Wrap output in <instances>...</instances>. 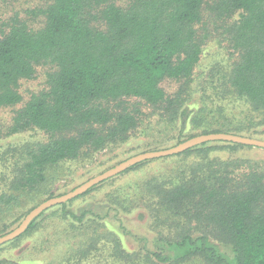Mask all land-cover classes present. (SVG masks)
Returning a JSON list of instances; mask_svg holds the SVG:
<instances>
[{"label":"trees","instance_id":"16d2710c","mask_svg":"<svg viewBox=\"0 0 264 264\" xmlns=\"http://www.w3.org/2000/svg\"><path fill=\"white\" fill-rule=\"evenodd\" d=\"M204 2L48 0L27 11L42 16L37 28L16 13L1 23L0 108L21 102L19 82L34 78L37 66L51 70L46 87L15 109L6 125V136L38 130L45 137L13 147L11 160H0L15 172L11 178L3 172L0 178V220L23 197L52 196V181L72 175L69 166L63 169L66 163L91 158L137 131L148 136L144 145L149 150L199 133L264 137V129L257 130L264 126V0H214L211 5L214 19L227 23L237 54L229 69L220 71L234 98L248 107L242 118L224 103L208 104L202 97L198 105L187 94L208 38ZM165 78L179 83L176 93L168 95L160 86ZM131 98L138 101L131 105ZM141 105L152 110L147 114ZM221 142L255 147L208 141L158 158L196 150L206 157L210 144ZM215 163L204 160L190 166L189 174L179 170L177 176H152L133 191L108 193L103 214L69 206L117 175L110 177L42 211L21 235L0 244V250L38 231L42 216L52 209L66 224L62 230L70 248L53 251L46 264H264V166L253 163L235 173ZM134 208H140L138 217L148 229L156 231L150 239L128 231L122 222L121 215ZM110 224L113 230L104 228ZM122 234L138 241V248L126 247ZM0 264L27 263L3 256Z\"/></svg>","mask_w":264,"mask_h":264},{"label":"rangeland","instance_id":"374dc122","mask_svg":"<svg viewBox=\"0 0 264 264\" xmlns=\"http://www.w3.org/2000/svg\"><path fill=\"white\" fill-rule=\"evenodd\" d=\"M47 1L48 0H0V29L2 26L1 23L6 21L14 13L24 18L30 27H39L41 25L42 16L40 14L37 16L33 15L31 12L27 14V11L29 12L30 10L36 9L37 7L44 5ZM213 1L214 0H205L203 5V26L206 28L208 38L202 49L200 60L194 75V81L187 94H189L190 102L193 101L198 105H200L202 97L208 104H211V102L214 101L224 103L225 106L227 105L228 110L237 113V117L242 118L248 112V107L247 105L242 104L237 98H234V93L232 90L228 89L226 78L222 75L223 72L220 71L222 69L228 70L230 63L236 59L237 54L231 47L229 36L225 29L227 23L221 20H215L213 17L211 12ZM36 70L37 72L34 78L22 79L19 82V92L22 96L21 102L12 107L0 108V160H3L2 157L7 159L10 154H12L13 147L26 141L41 140L45 137V135L38 130H28L9 136H6L5 134L6 125L8 124L13 111L22 106L32 93L38 92L46 87V73L51 70V67L49 65H39L36 67ZM160 86L164 89L166 94L172 95L177 92L179 83L175 80L165 78L160 83ZM135 101H138V99H129L131 105H134ZM141 108L147 114L150 113L149 110H152L150 106L146 107L145 105H141ZM191 108L193 109V107ZM251 114L255 118L258 117L256 112H251ZM257 128V130H261L264 129V126H257ZM147 138L148 136L146 134L137 131L132 133L126 142L106 147L105 149L94 153L91 158H86L83 161H71L66 163L65 166L63 165L62 167L67 171L66 167L69 166L72 175H62L52 181V196H38V199L23 197L21 199V205L15 206L6 216H4L3 219L0 220V227L3 224L8 225V228L5 231L0 232V236L8 233L16 227L33 207L47 198L58 196L70 191L77 185L130 156L146 151H152L147 149L144 145V140ZM262 138L264 139V137ZM176 144L155 150L165 149ZM210 145L212 150H210L206 157H203V155L199 154L200 151L196 150L187 155L169 156L149 160L126 173L117 175L112 181L102 183L100 187L94 189L88 194L73 199L69 206L76 211L92 209L94 212L103 214L105 207L109 205L108 193L111 194L120 188L133 191L135 184L144 183L151 179L152 176L159 179L163 178V176H177V173L178 175L180 173L178 172L179 170L189 174L190 166L195 163H201L204 160H209L212 163L220 161L223 166H227L229 170H234L235 173L247 171L249 164L253 163L258 164L259 166H264V148L238 147L222 142ZM7 160L11 159L9 158ZM3 172H5L10 178L15 174L14 171L13 174L10 167H3L0 162V178L2 177ZM30 207L32 208L28 212L21 215ZM139 211L140 208H134L130 213L121 215V220L124 225H126L128 231L138 235H145L150 239L156 234V231H150L147 227L146 220L139 219ZM112 222L114 221L112 220ZM64 226H66L65 222L58 218L56 212H53L52 209L48 210L42 216L38 231L31 235L26 234L16 246H13L10 249L5 247L4 249H1L0 257L6 256L14 260L23 261L27 264H46V259L48 261L49 257L52 256L53 251L56 254L59 249H61V252L69 251L70 247L64 242L65 234L62 230ZM104 228L112 229V226L110 224L106 225ZM121 236V241L126 247L130 249L138 248V241L134 240L131 235L122 234ZM75 246L76 245H72V248H76ZM91 263L93 264V262Z\"/></svg>","mask_w":264,"mask_h":264},{"label":"water","instance_id":"95a60500","mask_svg":"<svg viewBox=\"0 0 264 264\" xmlns=\"http://www.w3.org/2000/svg\"><path fill=\"white\" fill-rule=\"evenodd\" d=\"M217 140L264 148V139L243 136V135L228 133V132H211V133H203V134L190 137L184 141L177 143L174 146H171L165 149L152 150V151H146V152L135 154L117 163L116 165L108 168L107 170L89 178L88 180L77 185L70 191H67L66 193H63L58 196L47 198L46 200L42 201L41 203L33 207L24 216V218L18 223L16 227H14L8 233L0 236V244H3L21 235L27 229L30 222L36 216H38L42 211L54 205L67 202L68 200L84 193L85 191H87L94 185L100 183L101 181L117 175L118 173L122 172L123 170H125L127 167L131 165H134L136 163H139L141 161L148 160V159L177 154L195 145L208 142V141H217Z\"/></svg>","mask_w":264,"mask_h":264}]
</instances>
